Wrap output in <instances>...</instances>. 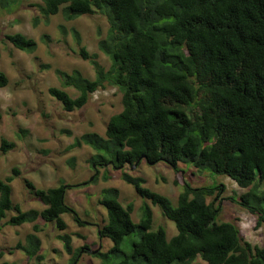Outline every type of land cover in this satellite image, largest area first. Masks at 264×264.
I'll return each instance as SVG.
<instances>
[{"label": "trees", "instance_id": "16d2710c", "mask_svg": "<svg viewBox=\"0 0 264 264\" xmlns=\"http://www.w3.org/2000/svg\"><path fill=\"white\" fill-rule=\"evenodd\" d=\"M21 1L0 0V14L13 12ZM41 1L47 17L62 13L66 21H74L99 13L109 22L99 50L111 66L105 68L98 54L89 53L74 29L79 54L92 64L95 79L84 77L79 70L70 74L57 70L63 87L75 89L78 96L73 98L57 87L50 88L49 94L67 112H74L83 109L99 90L114 88L122 95L123 110L110 118L104 137L88 132L72 145H86L97 152L90 161L91 166L96 165L93 181L47 190L26 181L45 206L43 210L23 211L14 204L12 183L21 175L19 169L13 168L12 175L0 179V231L10 212L14 215L4 226H33L16 250L38 264L44 261L38 236L44 231L38 221L43 220L65 233L59 239L79 264L90 248H74L63 215L70 214L81 227L86 222L65 202L66 191L98 182L102 169V180L112 179L107 167L112 166L122 170V180L145 200L139 224L132 219L133 204L124 207L120 202L119 189H105L98 200L107 211L99 237L113 242L110 254L124 255L114 264H264V245L249 242L237 223L217 221L222 211L217 197L225 186L192 187L180 167L183 163L198 170L208 168L230 178L247 190L239 199H231L258 216L257 228L264 224V0ZM5 38L23 52L34 53L38 47L36 40L21 33ZM8 85V76L0 70V89ZM64 133L73 134L70 130ZM15 147V143L1 140L3 154ZM143 161L164 163L174 171V183L184 185L176 206L167 196L145 187L146 179L124 170L138 162L139 167ZM212 197L215 199L209 202ZM151 204L176 225V236L168 239L163 227L152 230ZM137 228L141 239L127 253L123 244ZM95 257L107 264L104 253Z\"/></svg>", "mask_w": 264, "mask_h": 264}, {"label": "rangeland", "instance_id": "374dc122", "mask_svg": "<svg viewBox=\"0 0 264 264\" xmlns=\"http://www.w3.org/2000/svg\"><path fill=\"white\" fill-rule=\"evenodd\" d=\"M42 5L41 0H22L13 12L4 11L0 14V70L9 78V85L0 89V109L3 114L0 120V146L3 138L16 144V147L6 154L0 150V179L12 175L13 168L20 170L21 175L12 183L13 202L20 205L23 211L45 208L31 193L26 181L39 190H47L50 187L83 184L94 178L96 165L91 166L90 161L97 152L86 145H72L75 138L88 132H96L104 137L110 118L123 110L122 95L114 88L99 90L83 109L74 112H67L63 104L49 94L50 88L57 87L68 92L73 98L78 96L75 89L63 87L57 70L69 74L79 70L84 77L95 79L92 64L83 60L79 54L81 47L72 34L74 29L81 36L82 46H85L89 53L98 54L99 61L105 68L111 66L110 59L99 50V42L106 37L109 22L107 16L99 13L82 16L74 21H66L62 13L47 17L41 11ZM36 20L39 22L36 23ZM62 28L66 29L67 34L63 33ZM16 33L36 40L37 50L27 53L16 49L5 38ZM65 130H70L73 134L69 136L64 133ZM71 159H75L72 165ZM107 167L115 177L108 181L102 180V169L98 182L69 188L65 194V202L86 222V225L81 227L70 214L63 215L68 225L66 233L72 235L75 240L74 248H90V253L81 252L83 256L79 264H103L104 259L95 257L93 253L97 250L105 254L107 264L117 263L124 258L123 254H110L113 242L110 239H101L98 234L99 228L107 221V211L98 203L105 189H119V200L124 207L133 204L134 223L139 224L143 217L142 206L145 200L137 195L133 186L122 180V170ZM180 167L186 171L185 180L192 187L224 185L225 189L217 197V204L222 202V211L217 221L237 223L243 232L242 235L253 240L252 244L264 245V224L257 228L258 216L249 213L231 199H239L247 190L239 188L230 178L216 174L211 169L198 170L183 163ZM124 170L133 176L146 179L145 187L167 196L175 206L177 205L184 185L174 183L176 175L166 164L150 165L143 161L136 169L131 170L130 166H126ZM178 177L181 179V175ZM215 197L209 198L208 201L212 202ZM151 207L152 230L163 227L168 239L176 236V225L162 215L158 206L151 204ZM12 215L14 213L10 212L8 219ZM7 220L1 223L3 227L0 231V264H38L36 260H29L23 252L16 250L19 242H26V236L32 232L33 226H4ZM39 222L45 230L42 247L45 259L41 264H76L72 255L66 252L63 242L57 239L61 232L56 224L43 220ZM140 239L141 230L137 228L125 239L122 249L129 253L133 244ZM198 261L202 262L201 259Z\"/></svg>", "mask_w": 264, "mask_h": 264}, {"label": "crops", "instance_id": "0c3cea01", "mask_svg": "<svg viewBox=\"0 0 264 264\" xmlns=\"http://www.w3.org/2000/svg\"><path fill=\"white\" fill-rule=\"evenodd\" d=\"M113 175V174H112ZM113 177H115V175H113ZM13 188V187H12ZM50 188H54V187H50ZM37 189V188H36ZM49 189V188H48ZM13 195H14V193H12V199H13ZM33 199H35V198H33ZM39 211H41V210H39ZM38 223L40 224V222L38 221ZM67 230H68V228H67ZM66 230V231H67ZM45 231V230H44ZM44 231H42V232H40L39 234H38V236L41 238V240H42V247H43V242H44ZM65 231V232H66ZM60 235H63V232H61V233H59L58 234V236H57V239H59V236ZM73 238V237H72ZM247 240H249V241H253V240H251V239H247ZM74 242H75V240H74V238H73V245H74Z\"/></svg>", "mask_w": 264, "mask_h": 264}, {"label": "water", "instance_id": "95a60500", "mask_svg": "<svg viewBox=\"0 0 264 264\" xmlns=\"http://www.w3.org/2000/svg\"><path fill=\"white\" fill-rule=\"evenodd\" d=\"M142 159H145V158H144V157L141 158V159L139 160V162L142 161ZM139 162H138L137 164H135L133 167H131V170H132V169H136V168L138 167ZM121 169H122V168H121ZM93 179H94V178H93ZM93 179H92L91 181H93ZM98 252H99V250H97V251H93L94 254H97Z\"/></svg>", "mask_w": 264, "mask_h": 264}, {"label": "clouds", "instance_id": "9594fccd", "mask_svg": "<svg viewBox=\"0 0 264 264\" xmlns=\"http://www.w3.org/2000/svg\"><path fill=\"white\" fill-rule=\"evenodd\" d=\"M241 232H242V230H241ZM242 234H243V232H242Z\"/></svg>", "mask_w": 264, "mask_h": 264}]
</instances>
